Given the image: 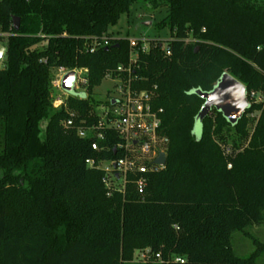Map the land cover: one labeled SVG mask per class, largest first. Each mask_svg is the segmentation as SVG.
<instances>
[{
	"label": "trees",
	"instance_id": "16d2710c",
	"mask_svg": "<svg viewBox=\"0 0 264 264\" xmlns=\"http://www.w3.org/2000/svg\"><path fill=\"white\" fill-rule=\"evenodd\" d=\"M135 4L167 10L157 26L172 33L148 53L138 44L133 82L164 111L167 164L144 194L130 183L109 196L86 161L119 154L98 155L64 127L53 72L89 71L88 96L67 105L78 124L96 122L95 90L129 65L131 45L110 35L107 47L88 46ZM0 40V264H128L141 250L160 264H264V243L247 232L264 223V0H0ZM224 73L251 107L235 126L212 110L198 134L205 101L195 91H212ZM234 233L252 240L250 255L236 254Z\"/></svg>",
	"mask_w": 264,
	"mask_h": 264
},
{
	"label": "built area",
	"instance_id": "2783aa9c",
	"mask_svg": "<svg viewBox=\"0 0 264 264\" xmlns=\"http://www.w3.org/2000/svg\"><path fill=\"white\" fill-rule=\"evenodd\" d=\"M110 35L109 32L101 39L92 40L88 46L90 53L107 47L112 39ZM129 42L131 45L129 65L118 67L117 76L106 77L105 80L111 83L115 90H111V94L106 97L103 104L90 115L97 120L91 124L86 120L78 124V114L69 110L67 105L70 96L78 98L88 96L89 71L60 67L53 72V107L65 108L69 114V118L63 123L64 127L75 130L80 138L90 139L92 150L98 155L111 149L115 154H119L117 159L97 158L86 161L89 168L103 173V183L109 196L116 191L124 193L130 183L135 185L139 194H144L149 175L165 170L167 164L161 166L156 163L161 153H165L167 157L169 145L168 137L161 132L164 111L154 107L153 92L133 88V82L137 79L134 73L138 56L137 46L142 42L135 39H130ZM140 50L148 53L149 44L148 46L142 44ZM167 54L171 55V52L167 51ZM1 63L0 71L3 67ZM40 63H46V60ZM72 72L76 75L75 87L72 93H67L62 89V82L64 77ZM250 98L260 101L259 96L254 92ZM105 141H108V147L103 145ZM176 261L182 262L180 258Z\"/></svg>",
	"mask_w": 264,
	"mask_h": 264
},
{
	"label": "rangeland",
	"instance_id": "374dc122",
	"mask_svg": "<svg viewBox=\"0 0 264 264\" xmlns=\"http://www.w3.org/2000/svg\"><path fill=\"white\" fill-rule=\"evenodd\" d=\"M167 16V10L149 11L144 8L143 4H135L132 7L130 15H123L115 27L110 29L111 36L117 39L126 38L141 41L142 44L148 46L149 41L159 40L165 45L171 40L172 33L168 30H159L157 24ZM145 23H151L146 26ZM0 47H3V42L0 40ZM6 55H3V61ZM3 65V63H1ZM114 91V86L107 80H104L102 85L95 90V101L100 105L106 100V97ZM99 105V106H100ZM201 132V124L196 126V133ZM247 232L256 240L264 243V223L252 228H248ZM233 247L238 256L246 257L250 255L255 247L252 240L242 233H234L232 239ZM149 250H141L135 253L134 262L128 264H160L156 259L149 257Z\"/></svg>",
	"mask_w": 264,
	"mask_h": 264
},
{
	"label": "water",
	"instance_id": "95a60500",
	"mask_svg": "<svg viewBox=\"0 0 264 264\" xmlns=\"http://www.w3.org/2000/svg\"><path fill=\"white\" fill-rule=\"evenodd\" d=\"M150 24L151 23H145L146 26ZM13 27L14 30H19L20 20L18 18L13 19ZM5 52L6 49L0 47V63L2 62V57ZM75 81V73H69L63 79L62 89L67 93H72L75 87ZM195 94L205 101L196 118V126L200 123L201 128L204 119L207 118L214 109L222 113L225 119L231 125L235 126L251 107L248 100L247 88L228 73L223 74L212 91L203 92L202 90H196ZM156 163L164 166L167 163L166 154L161 153Z\"/></svg>",
	"mask_w": 264,
	"mask_h": 264
}]
</instances>
